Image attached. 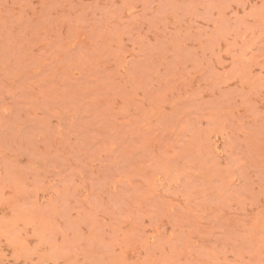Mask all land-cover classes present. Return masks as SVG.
Instances as JSON below:
<instances>
[{
    "label": "rangeland",
    "instance_id": "374dc122",
    "mask_svg": "<svg viewBox=\"0 0 264 264\" xmlns=\"http://www.w3.org/2000/svg\"><path fill=\"white\" fill-rule=\"evenodd\" d=\"M0 264H264V0H0Z\"/></svg>",
    "mask_w": 264,
    "mask_h": 264
}]
</instances>
